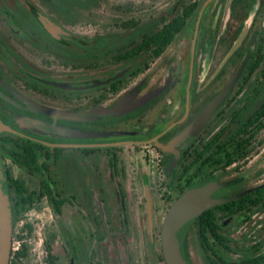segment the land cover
Here are the masks:
<instances>
[{
    "label": "flooded vegetation",
    "instance_id": "1",
    "mask_svg": "<svg viewBox=\"0 0 264 264\" xmlns=\"http://www.w3.org/2000/svg\"><path fill=\"white\" fill-rule=\"evenodd\" d=\"M0 120L7 264L45 202L43 264H170L193 188L184 262L264 264V0H0Z\"/></svg>",
    "mask_w": 264,
    "mask_h": 264
},
{
    "label": "water",
    "instance_id": "2",
    "mask_svg": "<svg viewBox=\"0 0 264 264\" xmlns=\"http://www.w3.org/2000/svg\"><path fill=\"white\" fill-rule=\"evenodd\" d=\"M10 129L0 120V130ZM207 202L202 188H193L183 193L171 206L164 224L165 248L170 264H186L182 259L176 231L190 217L198 213ZM11 242V213L5 180L0 174V264H7Z\"/></svg>",
    "mask_w": 264,
    "mask_h": 264
},
{
    "label": "rangeland",
    "instance_id": "3",
    "mask_svg": "<svg viewBox=\"0 0 264 264\" xmlns=\"http://www.w3.org/2000/svg\"><path fill=\"white\" fill-rule=\"evenodd\" d=\"M160 1V0H158ZM36 214H33L34 217ZM42 215V219L40 220V225H39V231H41L40 233L38 232L39 237H34V249H33V255L31 256L29 263L30 264H43L42 262V256L43 253L42 252V247H41V237L46 238L48 235V231L51 227V221H52V215H51V210L48 207V204L45 202L44 204V211L43 213H41ZM36 219V218H35ZM37 235V232L36 234ZM57 246L59 244H56Z\"/></svg>",
    "mask_w": 264,
    "mask_h": 264
}]
</instances>
